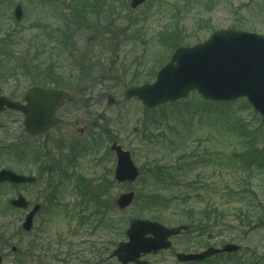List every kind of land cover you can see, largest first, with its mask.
Returning a JSON list of instances; mask_svg holds the SVG:
<instances>
[{
    "label": "rangeland",
    "instance_id": "obj_1",
    "mask_svg": "<svg viewBox=\"0 0 264 264\" xmlns=\"http://www.w3.org/2000/svg\"><path fill=\"white\" fill-rule=\"evenodd\" d=\"M103 1L0 0L1 93L21 101L28 88L40 86L71 97L57 113L59 124L35 141L25 137L22 116H0V168L7 165L38 178L32 186H0V228L6 227L0 232L2 264H119L108 257L118 243L127 241L129 221L150 216L142 201L123 211L114 201L123 193L151 190L166 198L176 196L184 212L209 208L217 228L207 243L241 248L228 259L212 258L205 264H264L261 117L243 99L223 105L216 114L201 115L194 113L203 106L194 93L172 109L155 111H146L136 99L124 100L127 88L151 83L181 44L202 43L222 30L264 37V0H146L135 10L129 8L131 0ZM16 5L23 9L19 23L12 15ZM108 96L115 99L111 106ZM149 129L164 137L172 134V148H145L141 130ZM113 143L129 151L144 171L152 170L154 161L172 165L177 158L184 168H173V180L164 185L153 186L148 174L133 184L113 185ZM30 146L32 152L39 149V158L42 148L48 152L44 168L51 167L50 174L40 171L31 150L20 167L14 166L10 149L26 152ZM86 183L99 187L104 197L100 215L87 197H78ZM18 193L31 206H42L29 233L20 230L26 212L4 210ZM50 202L57 206L51 209ZM181 210L170 206L159 223H184ZM204 241L198 234H182L171 240L170 250L144 260L178 264L175 254L199 251Z\"/></svg>",
    "mask_w": 264,
    "mask_h": 264
},
{
    "label": "water",
    "instance_id": "obj_2",
    "mask_svg": "<svg viewBox=\"0 0 264 264\" xmlns=\"http://www.w3.org/2000/svg\"><path fill=\"white\" fill-rule=\"evenodd\" d=\"M145 0H131L130 7L135 9ZM14 18H22L20 6L14 9ZM196 91L204 100L215 102L234 101L245 98L264 121V37L244 32L219 31L202 44L178 48L156 75L152 84L131 87L125 92V99L136 98L147 108L173 103ZM69 97L62 91L31 88L24 96L25 105L10 102L0 95V112L5 108L20 111L24 115V131L29 136H36L53 127L57 120L55 111ZM113 98H108V104ZM111 151L116 156L114 180L119 184L133 183L138 178V170L130 153L113 144ZM34 178H26L10 171H0V183H33ZM134 193L121 194L115 204L124 210L132 204ZM14 208L27 209L28 203L19 195L10 202ZM39 206H34L27 215L22 230L32 228L33 217ZM186 226L165 228L150 221L131 220L126 231L128 241L120 243L109 259L116 258L121 264H148L141 261L146 255H156L170 247L168 239L186 231ZM239 247L231 244L221 249L208 248L200 254L177 255V260L197 262L219 253L236 252ZM15 251V248L12 249ZM1 264V258H0Z\"/></svg>",
    "mask_w": 264,
    "mask_h": 264
},
{
    "label": "trees",
    "instance_id": "obj_3",
    "mask_svg": "<svg viewBox=\"0 0 264 264\" xmlns=\"http://www.w3.org/2000/svg\"><path fill=\"white\" fill-rule=\"evenodd\" d=\"M100 2H102V0H100ZM106 0L103 1V3H105ZM71 3H73V1H71ZM88 4H86L87 6ZM101 5V4H100ZM83 6V5H81ZM83 6V7H86ZM102 7H105V5H103ZM75 9V8H73ZM70 12H73V10H70ZM79 20V19H78ZM174 37V35L172 36ZM175 39V38H174ZM179 46H182L179 45ZM203 106L200 108V106H197L194 110V113H197L199 115H201V113L203 111H205L206 113L212 112V114H216L217 111L226 104H217V103H208V102H202ZM215 106L214 111L213 110H209L208 106ZM228 105V104H227ZM177 105H165L160 108H164V107H171V109L173 107H175ZM211 108V107H210ZM150 111H155V110H150ZM155 123H158L157 121H155ZM172 127V126H169ZM168 128L165 129V131H167ZM159 131V130H158ZM158 131H151L150 129L147 130H141L142 134L140 135V141L143 143L144 142V147L147 149H155L156 147L162 146L163 148H165V150H168L170 148H172L173 146V141H174V136L171 134V136H169L170 134H168L167 136H163V134H159ZM179 138H183V136H179ZM157 161H154L152 163V165H150V167L152 168V170H147L144 171L142 170V168L140 169V176L142 175H149L151 179H153L155 182H152L151 184L153 186H157V184L159 185H164L165 183H167L168 181H172L173 180V173H174V169L173 168H184V163L181 162V160L179 158H177V162H175L172 165H167V164H163L160 165V162H158L159 164H156ZM150 167H147L148 169H150ZM186 167V166H185ZM146 168V167H145ZM165 169V172L164 170ZM167 176V178L165 177ZM110 184H112V181H110ZM114 181H113V185H114ZM155 184V185H154ZM89 187V186H88ZM101 187V186H100ZM90 188V187H89ZM103 188V187H102ZM92 192H91V201L94 203H92V206L94 207L95 213H99V209L103 208L104 206V197L100 196L99 192V187H94V189L91 187ZM169 189H172V186H170ZM87 191H89V189L87 188ZM180 199L176 198V196H173L171 198H166L164 195L157 192H153L152 190L150 192L144 193L142 195H136L135 196V202L138 201H142L143 202V206L145 207V210L148 212V215L150 216V219L152 221H164L162 220V212L166 211L170 206H175L178 210H181L182 207H180L181 205L178 204V201ZM91 203V202H90ZM204 210H200L198 213H193V210L191 208H186L185 212L184 210H181V213L183 215V219H184V223L187 224L189 227H193L195 228L197 231H199V233L201 235H206V234H210L213 232V230L215 228H217V223H213L211 221V213L209 211V208H203ZM215 211V210H213ZM213 220V219H212ZM214 221V220H213ZM261 224V220H258ZM0 229H4V227L0 228ZM1 233L2 230H0Z\"/></svg>",
    "mask_w": 264,
    "mask_h": 264
},
{
    "label": "flooded vegetation",
    "instance_id": "obj_4",
    "mask_svg": "<svg viewBox=\"0 0 264 264\" xmlns=\"http://www.w3.org/2000/svg\"><path fill=\"white\" fill-rule=\"evenodd\" d=\"M10 112L9 111H5V113H3V114H5V115H7V114H9ZM57 113H58V111H57ZM57 115V114H56ZM14 166H19V164H21V157H20V155L18 154V155H16L15 157H14ZM20 167V166H19ZM6 169H10V170H13V171H15V172H17L16 170H18V168H6ZM35 175V174H34ZM36 176V175H35ZM37 177V176H36ZM0 186H9L10 188L11 187H13L12 185H9V184H2V185H0ZM189 231H191V234H194V233H196L195 232V230H193V229H191V230H189ZM201 250V249H200ZM199 250V251H200ZM199 251H196V249L195 250H193V252H191V251H188V252H185V253H196V252H199ZM223 257H225V258H229V256H225V255H218V256H216V258H223ZM205 263H208V261H202V262H199V263H196V264H205ZM189 264H191V263H189Z\"/></svg>",
    "mask_w": 264,
    "mask_h": 264
}]
</instances>
